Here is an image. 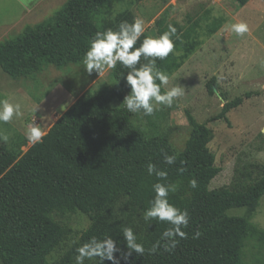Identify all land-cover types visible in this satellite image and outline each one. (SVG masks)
<instances>
[{
    "label": "trees",
    "instance_id": "1",
    "mask_svg": "<svg viewBox=\"0 0 264 264\" xmlns=\"http://www.w3.org/2000/svg\"><path fill=\"white\" fill-rule=\"evenodd\" d=\"M109 1L67 0L48 22L26 26L15 37L1 41L0 67L19 79L41 71L45 63L59 67L82 63L95 33L109 28L115 31L124 21V13L107 26L99 17L95 20ZM250 1L237 0L241 5ZM211 12H206L205 22L197 19L186 28L173 24L179 39L173 37L175 47L166 58H155L159 70L171 77L204 44V36L217 33L228 21L226 16H212ZM168 26L166 17L159 19V34ZM145 37L149 36L142 34L134 48ZM145 63L148 61L142 56L137 67ZM128 71L119 62L114 68L116 79L130 93ZM214 86L216 78L208 82L212 92ZM252 94L226 102L216 119H227L228 113ZM121 97L119 89L86 91L43 135L42 142L26 151L21 145L10 147L0 137V264H47L49 254L71 232L58 217L76 211L91 219L82 232L81 245L92 237H111L126 253L122 229L134 230L146 251L143 256L133 252L127 259L117 252L119 264H245L244 240L252 234L264 246V230L246 216L229 215L228 210L256 209L264 195V178L210 188L222 170L209 147L211 128L188 113L191 131L179 151L163 135L146 136L125 106L113 107V100ZM18 138L24 143L27 140L22 133ZM165 154L174 155L175 163L167 164ZM149 163L165 170L167 178L149 175ZM192 179L197 180L195 189L190 187ZM157 182L175 187L169 193L170 203L187 209L190 216L188 227L182 229L187 238L177 237L179 242L172 251L165 250L161 239L170 225L147 224L143 219ZM158 241V250L149 253ZM104 264L113 262L105 260Z\"/></svg>",
    "mask_w": 264,
    "mask_h": 264
},
{
    "label": "rangeland",
    "instance_id": "2",
    "mask_svg": "<svg viewBox=\"0 0 264 264\" xmlns=\"http://www.w3.org/2000/svg\"><path fill=\"white\" fill-rule=\"evenodd\" d=\"M67 0H0V42L20 34L26 26L48 22L54 13L64 8ZM212 16H226L228 21L212 36H204V44L171 77L168 89L180 86L183 94L171 107L157 105L149 118L133 113L135 123L146 136L163 135L177 149L182 150L190 135L188 113L206 123L212 130L210 149L216 156L221 172L212 180L210 188L256 183L264 178V0H251L241 5L237 0H121L109 1L96 14L103 25L115 21L124 13V21L144 22L149 37L159 36L158 20L188 27L193 21L205 22L206 12ZM244 22L249 31L238 36L232 25ZM114 29V28H112ZM216 78L222 97L211 91L208 82ZM119 89L113 107H123L129 94L114 74V68L98 75L89 74L80 64L56 66L45 63L43 69L31 76L15 79L0 67V101L21 105L22 115L11 121L0 122V137H7L10 147L26 151L33 143L22 142L18 134L27 137L29 126L39 127L44 134L58 118L86 91ZM252 92L243 104L232 109L228 118L216 119L226 102ZM4 140V139H3ZM229 215L246 216L252 224L264 230V195L260 205L252 210L233 207ZM71 229L49 254L47 264H76V249L81 246L82 232L91 223L82 211L58 217ZM242 257L245 264L264 262V246L255 235L244 240ZM84 264H97V259H86Z\"/></svg>",
    "mask_w": 264,
    "mask_h": 264
},
{
    "label": "clouds",
    "instance_id": "3",
    "mask_svg": "<svg viewBox=\"0 0 264 264\" xmlns=\"http://www.w3.org/2000/svg\"><path fill=\"white\" fill-rule=\"evenodd\" d=\"M144 31V22L140 18H134L132 23L121 22L115 31L111 28L106 31H97L84 56V66L89 74L96 72L100 75L105 68H115L119 62L120 65L129 70L126 81L131 88L122 105L131 113L142 112L143 115L150 116L157 110V105L171 107L175 99L183 94V89L180 86L168 89L166 86L169 83V76L156 67L155 61V58L163 60L173 52L175 47L173 37L179 39L176 35V27L169 25L168 30L161 35L145 37L140 46L134 48ZM232 31L238 36H243L249 31V28L246 23L240 22L232 25ZM142 56L148 63L137 67ZM261 67H264V62H262ZM162 87L165 89L163 92ZM21 115L19 103L13 104L8 100L0 101V122L7 123L14 116L19 117ZM261 132L264 133V129H261ZM43 135L44 132L39 127L29 126L27 129V139L33 144L42 142ZM3 139L6 141L7 137H3ZM164 161L171 165L175 163L176 157L165 154ZM148 174H155L159 180L167 178V172L157 169L152 163L148 164ZM190 187L193 189L197 187L196 179L190 181ZM153 190L155 192L154 199L150 202V207L144 211L143 219L147 224L157 221L167 222L170 225L162 233L161 239L165 242V250L172 251L179 242L177 237L180 239L187 238V233L182 229L188 227L189 212L187 209L181 210L170 203L169 193L176 190L171 184L157 182L153 185ZM122 234L126 241V253L118 247L117 242L111 237L103 239L92 237L76 249V264H84L86 259L91 260L96 257L99 258L101 264H104L105 260L119 264L117 252H121L125 259L131 257L133 252L138 256H143L146 249L141 242H138L134 230L131 227H125L122 229ZM195 235L198 237L200 233L197 232ZM159 247L160 242L158 241L148 249V252L155 253Z\"/></svg>",
    "mask_w": 264,
    "mask_h": 264
},
{
    "label": "water",
    "instance_id": "4",
    "mask_svg": "<svg viewBox=\"0 0 264 264\" xmlns=\"http://www.w3.org/2000/svg\"><path fill=\"white\" fill-rule=\"evenodd\" d=\"M214 91L216 92V93H218L221 97H222V95L220 94V92H219V90H218V88L216 87V86H214ZM223 98V97H222Z\"/></svg>",
    "mask_w": 264,
    "mask_h": 264
}]
</instances>
